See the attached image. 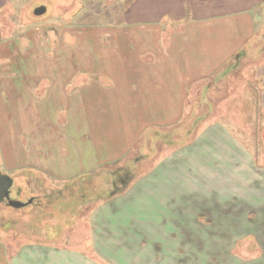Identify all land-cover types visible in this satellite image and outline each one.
I'll return each instance as SVG.
<instances>
[{
    "label": "rangeland",
    "instance_id": "374dc122",
    "mask_svg": "<svg viewBox=\"0 0 264 264\" xmlns=\"http://www.w3.org/2000/svg\"><path fill=\"white\" fill-rule=\"evenodd\" d=\"M125 3L126 0H0V48L11 49L18 40L20 44L16 45L22 49L11 60L0 59V72L6 68L11 73L10 79L0 81V171L14 180L12 199L28 204L20 209L0 204V244L5 247L11 263L16 262L20 250L30 247L45 248L43 245H49L63 249L68 246L73 250H84L90 241L92 212L98 211L107 217V212H114L115 207L119 211L126 209L125 212L136 213L135 202H139L143 195H160L161 187H158L161 186L160 181L164 180L180 183L183 187L196 184V194L200 199L194 206L196 213L190 211L193 206L186 200L189 197L183 194L180 213L185 218L170 221V227L173 228L144 243L137 236L138 230L135 240L143 245V249L138 243V247L130 244V247L123 248L122 254L126 259L129 258L133 264H264V204L261 203L264 201L261 183L264 182L262 11L253 14L256 36L245 45L249 57L243 60L238 72L222 80L215 74L210 81L213 82V92L208 97L207 92L201 91L205 83L190 87L187 106L182 111V124L177 123L165 131L161 130L158 140L151 139L149 147L145 148L147 157L141 156L144 150L136 147L126 159L128 170L121 168L122 161L89 169L97 162L92 156L91 161L83 163L85 172L79 171L80 166H74L80 174L78 172L77 180L68 183L66 190L63 183L59 182V177L45 174L40 169L17 167L18 163L26 161L21 155L23 150H31L40 154L35 156L37 164L47 165L55 172L63 171L60 167L61 157L53 155L43 158L41 155L45 151L55 154L63 141L64 133L59 132L57 119H48L46 122L44 117L45 121L38 124L39 128L36 126L32 129L36 123L28 117L27 103L31 93L29 91L30 96L27 98L23 91L20 97L17 94L18 87L31 84L35 78L26 76L31 61L40 63V59L35 61L32 57L48 48L41 45L39 39H51L53 51H56L61 46L62 37H67V42H70L65 43V46H71L76 44L77 38L73 36L74 43L69 37L76 33H83L87 39L91 36L90 30L103 28L106 32L109 25L122 26L125 22L129 23L126 13L130 7ZM40 7L46 8L47 12L36 16L35 11ZM165 16L160 23L150 22L147 26L162 27V24L168 38L171 31L180 27L172 22L169 15ZM201 21L194 20V23ZM34 43L35 47L29 49ZM83 46L86 50L89 45ZM102 46L109 48L107 38ZM75 52L74 48L64 54ZM3 106L7 109L3 110ZM39 109L37 107L36 110ZM64 120V116H60L59 125ZM40 135L45 141L40 142ZM46 135L59 140L53 142L46 139ZM72 141H67L68 145ZM88 143L91 144L89 140L84 141V148H89ZM15 152L21 154L14 156ZM224 153L230 154L229 162L220 167L214 166L213 157ZM139 156L143 160L134 165L132 160ZM236 157L238 163H231V159ZM222 160L225 161V158L222 157ZM132 167L135 169L131 172L129 169ZM220 179H229V185L220 188ZM182 190L186 191L184 188ZM173 191V188H164L162 193L170 196ZM217 196L219 201L227 203L218 204ZM205 198L213 199V204H210L214 208L212 212L209 209L205 211ZM226 205L227 211H220L221 206ZM207 213H213L211 219L204 215ZM194 215L197 219H190ZM134 221H137L138 227L142 222L143 229L162 230V227H156L161 226L159 223L151 225L152 221H149L151 226L144 225L146 221H141L138 216ZM84 252L90 253V250ZM147 253L149 256L146 257ZM144 258H149V261L146 262ZM29 260L36 262L32 256ZM100 264L110 263L100 258Z\"/></svg>",
    "mask_w": 264,
    "mask_h": 264
},
{
    "label": "crops",
    "instance_id": "0c3cea01",
    "mask_svg": "<svg viewBox=\"0 0 264 264\" xmlns=\"http://www.w3.org/2000/svg\"><path fill=\"white\" fill-rule=\"evenodd\" d=\"M125 4L130 7L126 13L129 23L125 22L122 26L109 25L106 32L103 28L90 30L91 36L87 39L86 36L83 37V33H76L69 37L74 43L73 36L77 38L76 44L71 46H65V43L70 42H67V37H62L61 46L56 51H53L51 39H39L38 42L48 48L32 57L35 61L40 59V63L34 64L31 61L26 76L35 78L31 84L18 87L17 94L20 97L23 91L27 98L31 93L27 108L28 117L36 123L32 129L36 126L39 128L38 124L45 121L44 117L46 122L48 119H57L59 132L64 133L63 144L60 143L55 154L53 151H45L41 155L43 158L53 155L61 157L60 167L63 173L55 172L47 165L37 164L35 156L40 154L31 150H23V154L14 153V156L21 154L26 158L17 167L40 169L45 174L59 177V182L67 186L70 181L77 180L80 172L86 171L83 163L91 161L92 156L97 161L93 164L94 167H89L92 170L96 166L121 161V168L127 169L126 159L134 153L136 147L142 148L144 151L141 156L147 157L148 151L145 148L149 147L151 139H157L161 130L165 131L184 121L182 111L187 106L190 87L205 83L201 91L207 92L208 97L213 92V82L210 81L215 74L222 80L238 72L243 60L249 57L245 45L256 36L253 14L255 11L264 12V0H126ZM165 15H169L172 22L180 27L171 31L168 38L162 24V27L147 26L150 22L160 23ZM194 20L202 21L194 23ZM134 26H139V29ZM69 32L75 34L73 31ZM106 38L109 40V48L102 46ZM17 43L20 44L18 40ZM16 44L12 45V50L10 47H1L0 59L15 58L18 50H22ZM84 44L89 45L88 49L85 50ZM33 47L35 43L29 49ZM74 48L75 53L64 54ZM60 49L65 51H59ZM233 63L238 68L228 69ZM227 64L228 70L225 68ZM0 76V81L4 82L11 78V73L3 68ZM37 107H40L39 111L36 110ZM2 108L7 109L5 106ZM60 116L65 118L61 125ZM48 136L45 138L53 142L59 140ZM39 139L42 142L43 135ZM71 140L73 141L68 145L67 141ZM86 140L91 142L88 143L89 148L83 146ZM229 155L224 153L219 157L214 156L213 165L220 167L229 162ZM141 156L132 160V163H141ZM237 156L239 157L238 154ZM233 159L230 162L237 164L238 158ZM74 166L81 167L79 174ZM134 169L132 167L129 170L132 172ZM220 171L223 170L220 168ZM220 181V188L229 185V179ZM160 182L161 186L158 188L161 187V194L153 197L143 195L139 202H135L136 213L125 212L126 209L119 211L115 207L114 212H107V217L98 211L92 212L90 241L84 250H73L68 246L63 249L49 245H43L45 248L30 247L20 250L16 262L11 263L5 247L0 244V264H100V258L110 264H133L129 258L131 263L125 258L122 251L131 245L138 247L137 243L143 249V245L135 240L138 230L137 236L143 243L158 234L162 236L165 230L173 228L170 227V221L185 218L180 213L183 194L189 197L186 200L193 206L190 210L193 213H196L194 206L200 201L196 194V184L183 187L173 181ZM261 183L264 189V182ZM164 188H173L176 192L173 191L170 196L164 195ZM218 199L219 196L216 198L218 204L227 203ZM204 202L205 211L209 209L212 212L214 208L210 204H213V199L205 198ZM261 203L264 204V201ZM227 208V205L221 206L220 211L224 209L226 212ZM204 215L211 219L213 213ZM136 216L141 221H146L144 225L147 226L159 223L161 226L156 227H162V230H150L149 227L143 229L142 222L138 227L139 224L134 221ZM194 217L197 219L195 215L189 218ZM149 221H152L151 225ZM86 250H90V253L85 254ZM31 256L36 258L35 263L29 260ZM144 260L148 262L149 258Z\"/></svg>",
    "mask_w": 264,
    "mask_h": 264
},
{
    "label": "water",
    "instance_id": "95a60500",
    "mask_svg": "<svg viewBox=\"0 0 264 264\" xmlns=\"http://www.w3.org/2000/svg\"><path fill=\"white\" fill-rule=\"evenodd\" d=\"M47 12L46 8L40 7L36 9L35 15L42 16ZM14 186V180L8 175H4L0 171V204L7 202L10 207L20 209L26 207L28 204L13 200L11 198V190Z\"/></svg>",
    "mask_w": 264,
    "mask_h": 264
},
{
    "label": "trees",
    "instance_id": "16d2710c",
    "mask_svg": "<svg viewBox=\"0 0 264 264\" xmlns=\"http://www.w3.org/2000/svg\"><path fill=\"white\" fill-rule=\"evenodd\" d=\"M227 68L230 69V70H232V69H234V68H238V66H236V65H234V66H233V65H230V66H228ZM227 68H226V69H227ZM228 69H227V70H228Z\"/></svg>",
    "mask_w": 264,
    "mask_h": 264
},
{
    "label": "flooded vegetation",
    "instance_id": "af4514ba",
    "mask_svg": "<svg viewBox=\"0 0 264 264\" xmlns=\"http://www.w3.org/2000/svg\"><path fill=\"white\" fill-rule=\"evenodd\" d=\"M123 181V180H122ZM68 186V185H67ZM67 186H65V188H67ZM80 187V186H79ZM66 190H68V188L66 189ZM85 197V196H84ZM11 198H12V196H11ZM5 204H7V202H5ZM36 204V203H35Z\"/></svg>",
    "mask_w": 264,
    "mask_h": 264
}]
</instances>
